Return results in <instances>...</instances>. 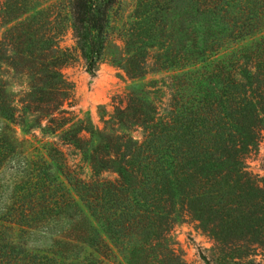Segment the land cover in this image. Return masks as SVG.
Listing matches in <instances>:
<instances>
[{
	"label": "trees",
	"instance_id": "16d2710c",
	"mask_svg": "<svg viewBox=\"0 0 264 264\" xmlns=\"http://www.w3.org/2000/svg\"><path fill=\"white\" fill-rule=\"evenodd\" d=\"M117 2L57 0L28 14L0 0L1 20L15 22L0 47V167L4 140L19 141L15 126L40 134L34 190L0 221L70 219L46 249L0 238V264H115L117 254L186 264L171 237L177 211L212 238L204 264H260L264 187L246 160L264 131V0H138L135 40L146 44L124 69L162 75L114 95L113 114L89 126L71 109L59 37L67 18L94 75Z\"/></svg>",
	"mask_w": 264,
	"mask_h": 264
},
{
	"label": "rangeland",
	"instance_id": "374dc122",
	"mask_svg": "<svg viewBox=\"0 0 264 264\" xmlns=\"http://www.w3.org/2000/svg\"><path fill=\"white\" fill-rule=\"evenodd\" d=\"M11 13L16 11V1H21L19 8L25 7L30 13L36 12L39 3L47 5L57 0H6ZM138 0H118L117 4L110 11L109 40L105 46L103 55L97 66L94 75H90L84 68L83 60L76 47L72 30L68 27L65 18L64 31L59 37V45L67 50L69 58L61 66V72L73 85L74 105L71 107L79 117L85 119L89 126H102V120L113 114L112 97L123 93L127 88H135L148 80L158 78L162 73L148 74L146 77L130 78L124 66L129 60L135 64V51L143 47L146 41L140 43L135 40V9ZM18 8V7H16ZM63 15H66L63 10ZM1 15V10H0ZM15 22L6 24L0 17V47L3 37L8 28ZM133 56V57H132ZM6 122L0 117V129L5 128ZM10 126H13L10 124ZM18 142L4 140L8 158L0 167V218L6 219L13 210L20 208L21 196L26 190H34L31 183V173L36 168L35 151L39 146L40 134L36 131L38 138L31 134H24L21 129L15 126ZM139 136V130L133 132ZM11 142V143H10ZM73 159V155L69 154ZM78 160V158H77ZM247 169L258 179L264 187V131L257 148L249 154L246 160ZM86 174H90L87 167ZM56 174V173H55ZM104 176H110L105 173ZM111 176H114L113 174ZM72 192V190H70ZM73 193V192H72ZM50 221L41 219L33 220L29 228L19 223L0 221V238L8 239L10 236L20 245H25L30 250L46 249L52 238L63 230L69 222L68 214L49 216ZM171 237L175 246L180 251L186 264H204L201 253L209 255L213 246V240L204 233L196 221L182 212H175L171 226ZM115 264H126L117 254ZM260 264H264V249H260L252 256Z\"/></svg>",
	"mask_w": 264,
	"mask_h": 264
}]
</instances>
